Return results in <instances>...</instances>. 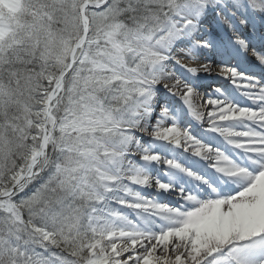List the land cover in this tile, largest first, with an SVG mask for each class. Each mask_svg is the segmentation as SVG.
I'll return each instance as SVG.
<instances>
[{"label":"snow or ice","instance_id":"6c2138e0","mask_svg":"<svg viewBox=\"0 0 264 264\" xmlns=\"http://www.w3.org/2000/svg\"><path fill=\"white\" fill-rule=\"evenodd\" d=\"M0 264H264V0H0Z\"/></svg>","mask_w":264,"mask_h":264}]
</instances>
